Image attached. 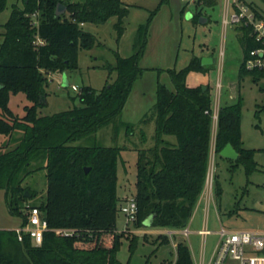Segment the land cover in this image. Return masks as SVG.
Instances as JSON below:
<instances>
[{
    "label": "trees",
    "instance_id": "obj_1",
    "mask_svg": "<svg viewBox=\"0 0 264 264\" xmlns=\"http://www.w3.org/2000/svg\"><path fill=\"white\" fill-rule=\"evenodd\" d=\"M216 0H210L214 3ZM6 0H0V10ZM22 7L13 6L3 24L0 42V135L8 136L15 145L0 149V189L10 214L26 220L28 206L40 209L48 222L42 243L32 244L26 236L18 239L14 229H0V264H121L117 251L124 233L115 231L119 198L117 197L116 165L122 148L76 144L90 138L100 127L119 116L134 81L142 74L139 60L144 53L152 10L146 22L137 29L133 53L121 56L113 50L115 63L107 67L115 77L97 90L90 85L80 88V105L47 115L38 109L46 104L47 74L78 67L80 49L100 45L97 36L83 29L84 23L102 24L115 16L113 25L118 42L124 32V18L129 8L123 0H22ZM58 3L66 10L56 15ZM255 16H264L251 3ZM35 13V16L33 15ZM68 13V14H66ZM200 14L193 16L199 20ZM244 60L240 75L253 80L264 76V68L247 69L244 61L249 50L259 46L253 28L239 24ZM39 37L43 43L36 44ZM203 67L193 56L181 69H166L173 89L157 82L154 119V145L137 149L134 199L137 216L134 227H146L144 220L152 215L150 227L181 229L187 226L203 190L209 162L212 125L210 89L190 86L188 73ZM23 92L29 101L24 114L16 115L10 108L12 94ZM148 115L142 122L148 120ZM128 135L134 123L122 121ZM21 132L14 136V132ZM166 135L174 136L171 143ZM145 138V135H144ZM231 143L246 173L256 168L252 149L241 145L240 106H219L215 134V151ZM5 143L4 145H6ZM232 160V159H229ZM33 162L39 163L33 165ZM85 167H89L85 171ZM45 168L46 194L38 203L26 201L23 179ZM216 194L219 187L216 185ZM34 195V192H28ZM74 228L72 235L56 234L54 228ZM136 234L129 240L133 252ZM146 236L145 234L143 235ZM168 240L165 234L157 239ZM156 240V239H155ZM167 264H194L189 247L176 244V258Z\"/></svg>",
    "mask_w": 264,
    "mask_h": 264
},
{
    "label": "rangeland",
    "instance_id": "obj_2",
    "mask_svg": "<svg viewBox=\"0 0 264 264\" xmlns=\"http://www.w3.org/2000/svg\"><path fill=\"white\" fill-rule=\"evenodd\" d=\"M123 1L129 12L124 18L125 30L121 41H116L113 27L115 16L109 17L102 24L84 23L83 29L95 34L101 44L91 49H80L76 69L47 74L46 104L38 112L40 115H47L80 105L78 94L82 86L90 85L99 90L107 81L113 80L115 74H110L107 69L115 63L113 50L119 52L120 46V52L124 56L131 55L134 51L132 41L137 26L144 24L151 11L159 5L148 27L146 51L144 50V55L139 60V66L144 70L134 81L127 104L129 115L124 112L135 124L133 133L128 135L127 127L122 124L125 115L120 112L114 122L100 127L92 137L82 138L76 144H91L94 141L105 146L122 148L116 165L119 203L115 224V231L124 233L117 251L121 264L173 263L176 258L173 242L185 243L193 257L203 250L204 259L207 261L218 240L215 231L220 226L231 230L264 231V76L254 81L249 74L240 75L244 50L237 30L239 24L224 25L225 0H216L212 4L210 0ZM243 1L247 5L252 3L264 16V0ZM22 4V0H6L0 10V42L3 38V24L9 19L12 7H22ZM231 10V7L228 8V14ZM198 13L207 20L195 21L193 16ZM193 56L200 59L212 58V62L203 64L201 69L190 71L186 81L190 86L204 85L211 92L213 117L204 191L213 198L208 206L202 201L200 207L193 210L192 220L187 226L191 230L206 227L211 232L206 235L194 232L189 233V236L180 232L171 235L163 233L168 240L162 241V237L157 239L158 233L150 227L136 228L131 223L126 224L124 208L127 199L134 197L135 193L137 149L154 144L155 124L151 115L156 102L157 82L173 89L166 69H181ZM64 78L66 81H63ZM72 85L78 89H72ZM237 103L240 106L241 145L243 148L252 149V159L256 164V168L249 173H246L242 161L229 160L215 151L219 106ZM27 104L29 101L23 92L10 97L9 105L16 115L22 116L23 107ZM146 115L148 120L142 122ZM20 133L16 131L13 135L18 136ZM170 137L175 141L174 136ZM5 143L7 144L4 145ZM14 145L15 142L8 140V136L0 135L1 150ZM38 164L33 162L32 166ZM22 185L27 188L26 191L34 192V195L27 196L28 203L35 204L43 200L47 185L45 168L25 176ZM216 185L219 187V194L215 192ZM20 223L19 216L10 214L5 192L0 189V229H12ZM133 234L138 236L135 248L130 252L128 245Z\"/></svg>",
    "mask_w": 264,
    "mask_h": 264
},
{
    "label": "built area",
    "instance_id": "obj_3",
    "mask_svg": "<svg viewBox=\"0 0 264 264\" xmlns=\"http://www.w3.org/2000/svg\"><path fill=\"white\" fill-rule=\"evenodd\" d=\"M232 8L228 14V8ZM225 11L223 22L228 24H244L253 28L254 39L259 42V46L249 50L248 56L244 61L247 69L264 68V20L257 18L254 11L243 0H225ZM35 16V13L33 14ZM36 44L43 43L39 37ZM72 89L77 90L78 87L72 85ZM215 116V115H214ZM213 117V112H212ZM26 220L19 226L12 228L17 232L18 239L21 241L24 237H28L32 244L38 246L42 243L43 234L48 230V222L36 206H28L25 210ZM137 216V205L134 197L127 199L124 208L125 223H133ZM53 231L59 235H72L77 233L74 228H54ZM158 234L183 233L189 236L190 230L186 226L181 229H155ZM211 230L206 227L198 230L199 234L206 235ZM218 240L210 257L205 261L204 251L201 253L199 263L197 264H264V231L260 230H231L220 226L215 231ZM176 242L173 246L176 249Z\"/></svg>",
    "mask_w": 264,
    "mask_h": 264
},
{
    "label": "crops",
    "instance_id": "obj_4",
    "mask_svg": "<svg viewBox=\"0 0 264 264\" xmlns=\"http://www.w3.org/2000/svg\"><path fill=\"white\" fill-rule=\"evenodd\" d=\"M206 20H207V18H206ZM140 25H138L137 26V28H136V32H137V29H138V27H139ZM124 30H125V27H124ZM136 32H135V35H134V38H135V36H136ZM124 33V32H123ZM122 36H123V34H122ZM122 36L120 37V41H121V38H122ZM134 38H133V41H132V48H133V42H134ZM148 40V39H147ZM119 41V42H120ZM147 46V45H146ZM118 50H119V54H121V56L123 55L122 54V52H120L121 50H120V46L118 47ZM145 51H146V48H145ZM144 51V52H145ZM143 55H144V53H143ZM142 55V56H143ZM124 56V55H123ZM212 59V58H211ZM112 73H114L115 74V72H112ZM112 73H110V74H112ZM112 75H110V77H111ZM114 77H115V75H114ZM113 77V78H114ZM63 81H66V79L64 78V80ZM133 85H134V83H133ZM132 89H133V86H132ZM132 89H131V91H132ZM131 91H130V93H131ZM130 93H129V96H130ZM129 96H128V98H127V100H126V103L124 104V107L122 108V111H121V114L123 115L124 114V112H126V114H128L129 115V109L127 108V104H128V100H129ZM155 97H156V93H155ZM126 114H124L125 115V117L123 118V120L122 121H124V122H130V123H133L132 122V120H130L129 119V117L126 115ZM128 117V118H127ZM171 135H166L165 136V138L167 139V140H169L171 143H174L175 141H174V139H172L171 137H170ZM154 145V144H153ZM150 147V146H149ZM205 185V184H204ZM213 197L210 195V197L208 196V193H207V191H204V187H203V190H202V192L200 193V196H199V198H198V201H197V203H196V205H195V208L194 209H197L198 207H200V205L202 204V201H205V203H206V206H208L209 205V203H210V200L212 199ZM206 206H204V207H206ZM203 207V208H204ZM191 218H192V216H191ZM189 219V222L192 220V219ZM188 222V223H189ZM188 225V224H187ZM151 229H153V230H155V229H158V228H152V227H150ZM201 229V228H200ZM190 230V233H194V232H197L198 233V230L199 229H197V230H191V229H189ZM203 249H204V244H203ZM202 252H203V250H202ZM201 250H200V253L199 254H197V256L196 257H193L192 256V253H191V251H190V253H191V257H192V260H193V263L194 264H197V263H199V259H200V256H201Z\"/></svg>",
    "mask_w": 264,
    "mask_h": 264
},
{
    "label": "water",
    "instance_id": "obj_5",
    "mask_svg": "<svg viewBox=\"0 0 264 264\" xmlns=\"http://www.w3.org/2000/svg\"><path fill=\"white\" fill-rule=\"evenodd\" d=\"M66 10V7L64 4L62 3H58L57 6H56V10H55V13L56 15H60L61 13H63L64 11ZM206 21V17L204 16H200L199 17V22H205ZM212 62V59L209 58V57H202L201 58V63L202 64H207V63H210ZM202 89H205V86L203 85L202 86ZM219 154L227 159H232V160H235L237 159L238 157V152L237 150L232 146L231 143H226L219 151ZM89 167H85V171L88 170ZM25 195L28 196L29 193L28 191L25 190ZM151 221H152V215L148 216L143 224L146 226V227H150L151 225Z\"/></svg>",
    "mask_w": 264,
    "mask_h": 264
}]
</instances>
